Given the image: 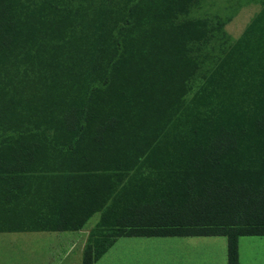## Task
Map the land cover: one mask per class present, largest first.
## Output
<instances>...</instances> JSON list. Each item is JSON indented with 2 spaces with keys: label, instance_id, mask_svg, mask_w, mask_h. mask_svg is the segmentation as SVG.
<instances>
[{
  "label": "trees",
  "instance_id": "1",
  "mask_svg": "<svg viewBox=\"0 0 264 264\" xmlns=\"http://www.w3.org/2000/svg\"><path fill=\"white\" fill-rule=\"evenodd\" d=\"M240 4L0 0V232L101 212L81 264L167 236H224L239 264L264 236V0L235 40Z\"/></svg>",
  "mask_w": 264,
  "mask_h": 264
},
{
  "label": "rangeland",
  "instance_id": "2",
  "mask_svg": "<svg viewBox=\"0 0 264 264\" xmlns=\"http://www.w3.org/2000/svg\"><path fill=\"white\" fill-rule=\"evenodd\" d=\"M260 8V0H242V4L235 8L232 17L225 23L224 29L233 39H238ZM142 171L144 169L130 172L135 180L133 188H137L138 175ZM131 188L127 191L123 188L121 191V205L116 206L113 217L123 212L124 204L129 199L127 192ZM100 217L101 212L94 213L82 229L75 232H0V264H80L81 252L78 248L67 251L64 243L83 248L94 241L91 235L102 236L105 227ZM114 221L109 218L104 222L111 224ZM59 246H62L63 252L59 251ZM113 246L167 249L162 254L126 255L134 258L136 264H226V238L222 236L120 237ZM238 256L239 264H264V236L239 237Z\"/></svg>",
  "mask_w": 264,
  "mask_h": 264
},
{
  "label": "crops",
  "instance_id": "3",
  "mask_svg": "<svg viewBox=\"0 0 264 264\" xmlns=\"http://www.w3.org/2000/svg\"><path fill=\"white\" fill-rule=\"evenodd\" d=\"M52 232H73V231H52ZM169 237H175V236H169ZM178 237H217V236H178ZM113 244L109 248H107V250L93 264H136V260L134 258L128 257L126 255L162 254L164 253L163 251L167 250L166 248H160V247H114ZM64 245L67 251L78 248V251L81 252V262H82V251H83L82 247L79 246L75 247L74 245H66V243H64ZM58 249L59 251H61L63 248L62 246H59ZM111 253L115 255H109ZM119 255H125V256H119ZM178 260L176 259V261ZM238 263H239V256H238ZM226 264H227V240H226Z\"/></svg>",
  "mask_w": 264,
  "mask_h": 264
}]
</instances>
